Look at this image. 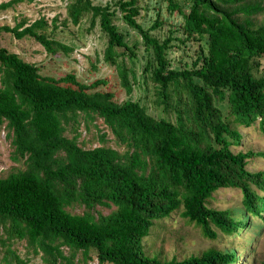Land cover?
I'll return each mask as SVG.
<instances>
[{
	"label": "trees",
	"instance_id": "obj_1",
	"mask_svg": "<svg viewBox=\"0 0 264 264\" xmlns=\"http://www.w3.org/2000/svg\"><path fill=\"white\" fill-rule=\"evenodd\" d=\"M21 0L0 3L6 9ZM169 12L181 15V36L153 33L164 23L156 18L145 28L139 0H67L66 17L50 22L41 16L14 26L2 25L17 39L31 37L56 55L73 46L54 37L61 26L88 18L106 38L103 59L113 65L126 94L137 82L125 58L136 57L133 29L147 52L141 73L150 82L153 115L139 101H118L105 80L85 83L74 73L42 74L40 67L0 46V124L10 139L11 159L18 164L0 177V262L27 264L16 243L39 255L43 264H232L234 250L209 248L181 260L162 261L145 254L143 238L155 220L182 208L181 214L212 239L231 235L248 215L264 212V171H250L248 160L264 152H233L241 141L236 124L258 122L264 130V6L250 0H166ZM60 23V24H59ZM49 29L50 32H47ZM205 40L193 60L173 66L172 41ZM101 121L123 151L103 144L85 148L81 120ZM70 134V135H69ZM238 188L239 214L216 209L207 200L220 188ZM78 205L81 212L67 207ZM98 206L111 208L102 213Z\"/></svg>",
	"mask_w": 264,
	"mask_h": 264
},
{
	"label": "rangeland",
	"instance_id": "obj_2",
	"mask_svg": "<svg viewBox=\"0 0 264 264\" xmlns=\"http://www.w3.org/2000/svg\"><path fill=\"white\" fill-rule=\"evenodd\" d=\"M8 0H0L6 2ZM67 0H21L12 3L6 9H0V26H14L19 20L24 19L27 23L44 16L48 22L54 16L58 17V22L66 17ZM94 4H105L113 0H92ZM184 2V0H179ZM257 1L264 6V0ZM141 7L138 21L145 27H149L158 17L164 23L153 33L159 38H163L173 32L174 35L181 36L179 29L181 26V15L176 12H169L166 0H139ZM264 13L252 16L255 23L262 22ZM117 25L129 33L128 41L133 45L137 42L136 57L133 60L125 58L127 67L134 69L137 82L133 84L131 94H126L119 82L116 68L108 64L103 59V49L106 38L99 31L98 26L88 31V18L85 17L77 24L61 26L54 33V37L64 44L73 46V51L68 54L59 52L56 55L47 53L41 44L31 37L17 39L9 32H0V46L11 52L17 53L27 62L35 63L40 68L42 74L53 77H61L66 73H74L76 78L85 83H91L97 78L105 80V83L97 86V89L110 90L115 94L118 101L133 99L139 101L147 107V111L153 115L160 114L155 109L152 100L154 99L152 87L149 81L141 73L143 64L147 57V52L141 42L140 36L127 27L120 19L115 21ZM60 24V23H59ZM47 32H50L49 29ZM173 47L169 52V58L173 66L182 67L185 62H190L195 56V52L200 49L205 40H191L186 42L172 41ZM201 45V46H202ZM261 66L264 68V57L261 58ZM242 137L238 145H232L233 152L248 150L264 152V130L260 128L258 122H254L248 127L236 124ZM81 133L79 141L85 148H91L101 144L99 140L101 134H105L103 144L116 148L119 151L125 149L119 145L110 129L101 121L96 119L93 122L85 123L81 120L79 128ZM5 124H0V177L6 176L10 171L18 166L11 157L12 146L7 137ZM70 135V134H69ZM246 168L250 171H264V157L255 156L248 160ZM264 195L263 192L258 191ZM207 205L216 209L231 210L232 214H239L242 207V194L238 188H220L207 200ZM71 212H81L82 207L73 205L67 207ZM97 209L106 214L111 208L98 206ZM182 208L173 211L168 217H163L154 221L149 233L143 238L145 254L156 257L162 261L171 259L181 260L191 255H199L209 248H217L223 251L234 250L237 259L232 264H264V212L262 217L248 215L247 225L240 229L238 233L231 235L218 231L217 238H210L203 235L200 227L187 220L181 214ZM24 243H16L22 258H27V264H43L39 255L27 252ZM92 260L87 264H98L95 252L91 251ZM0 264H3L0 262ZM112 264V263H105Z\"/></svg>",
	"mask_w": 264,
	"mask_h": 264
}]
</instances>
